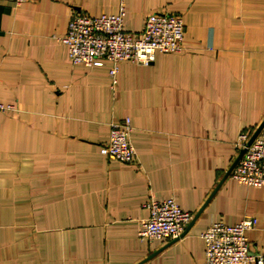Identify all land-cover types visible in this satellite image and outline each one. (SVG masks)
I'll return each mask as SVG.
<instances>
[{
  "label": "crops",
  "instance_id": "crops-1",
  "mask_svg": "<svg viewBox=\"0 0 264 264\" xmlns=\"http://www.w3.org/2000/svg\"><path fill=\"white\" fill-rule=\"evenodd\" d=\"M128 32L178 14L183 49L149 64H74L62 41L76 12L114 14ZM0 264H206L202 232L256 218L264 185L231 176L242 131L264 121V0H0ZM129 118L134 162L101 152ZM194 218L183 235L138 234L150 198Z\"/></svg>",
  "mask_w": 264,
  "mask_h": 264
},
{
  "label": "built area",
  "instance_id": "built-area-1",
  "mask_svg": "<svg viewBox=\"0 0 264 264\" xmlns=\"http://www.w3.org/2000/svg\"><path fill=\"white\" fill-rule=\"evenodd\" d=\"M21 4L27 0H12ZM125 7L114 14L90 15L76 12L62 41L67 45L74 64L102 65L106 60L113 64L110 75L118 72L124 60L149 64L157 51L170 52L183 49L184 21L170 12L147 14L143 29L128 32L124 27ZM9 106L0 100V111ZM129 118L111 123L110 135L101 152L121 162H134L136 149L129 134ZM256 130L242 131L236 143L237 157L231 176L248 186L264 185V127L251 141ZM243 152L241 153V151ZM149 214L142 219L138 234L147 240H169L184 234L194 213L181 208L174 198H150L146 202ZM256 218L246 216L235 224L216 221L202 232L205 240L206 264H264V253L251 250L247 231L254 228Z\"/></svg>",
  "mask_w": 264,
  "mask_h": 264
},
{
  "label": "water",
  "instance_id": "water-1",
  "mask_svg": "<svg viewBox=\"0 0 264 264\" xmlns=\"http://www.w3.org/2000/svg\"><path fill=\"white\" fill-rule=\"evenodd\" d=\"M264 127V121L258 126V128L256 129L255 133L253 134L252 138H251V141L256 137V135L261 131V129ZM243 152V150L241 151V153ZM236 162V160H235ZM235 162L233 163L232 165V168L235 164Z\"/></svg>",
  "mask_w": 264,
  "mask_h": 264
}]
</instances>
